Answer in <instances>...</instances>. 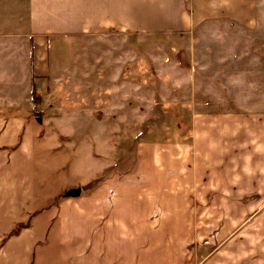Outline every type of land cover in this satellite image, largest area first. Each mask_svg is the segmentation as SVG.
Wrapping results in <instances>:
<instances>
[{
  "label": "rangeland",
  "instance_id": "rangeland-1",
  "mask_svg": "<svg viewBox=\"0 0 264 264\" xmlns=\"http://www.w3.org/2000/svg\"><path fill=\"white\" fill-rule=\"evenodd\" d=\"M128 6L54 46L31 106L0 115V264L113 260L133 219L162 264H200L221 242L201 227L264 233V0ZM237 150L250 162L222 165Z\"/></svg>",
  "mask_w": 264,
  "mask_h": 264
},
{
  "label": "crops",
  "instance_id": "crops-1",
  "mask_svg": "<svg viewBox=\"0 0 264 264\" xmlns=\"http://www.w3.org/2000/svg\"><path fill=\"white\" fill-rule=\"evenodd\" d=\"M125 2L129 4L127 8L131 14L137 17L138 0H0V115H3V119L9 121L18 117L31 106L28 96L33 82L37 89L45 88L50 68L54 65L55 56L51 53L54 46L56 51L58 43L90 32V27H96L100 32L104 30L102 27H113L117 23V13L112 12L121 10ZM237 153L239 157L243 154L242 163L231 162L228 154L227 162L222 165H247L245 159L250 162V154L246 156L238 150ZM232 157H235V151ZM254 160L264 165L263 149L259 150ZM260 179L258 201L264 202V179ZM7 191L17 194L20 191L22 195L28 193L27 187L23 190L20 186ZM138 224L133 219L129 223L130 236L114 242L117 244L113 260L107 250V254L99 255V264H162L156 263L154 253L150 255V239L141 240L143 233ZM197 232L204 236L215 233L220 235L216 239L221 241L203 247L211 252L200 264H264V233L257 238L253 247L248 235L250 229L245 225L237 228L232 225L201 227ZM209 241V237L203 238L202 244ZM223 245L226 248L229 246L228 254L220 260L217 256ZM252 248L254 253L251 252ZM127 250H131L130 253H126ZM90 254H93L92 251Z\"/></svg>",
  "mask_w": 264,
  "mask_h": 264
},
{
  "label": "water",
  "instance_id": "water-1",
  "mask_svg": "<svg viewBox=\"0 0 264 264\" xmlns=\"http://www.w3.org/2000/svg\"><path fill=\"white\" fill-rule=\"evenodd\" d=\"M82 192V188L72 189L70 190L71 195H79Z\"/></svg>",
  "mask_w": 264,
  "mask_h": 264
},
{
  "label": "trees",
  "instance_id": "trees-1",
  "mask_svg": "<svg viewBox=\"0 0 264 264\" xmlns=\"http://www.w3.org/2000/svg\"><path fill=\"white\" fill-rule=\"evenodd\" d=\"M34 83V82H33Z\"/></svg>",
  "mask_w": 264,
  "mask_h": 264
}]
</instances>
